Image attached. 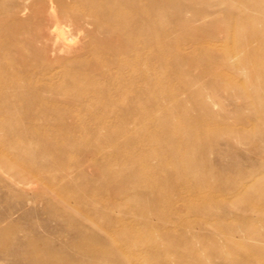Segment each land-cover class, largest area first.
<instances>
[{"label":"rangeland","instance_id":"1","mask_svg":"<svg viewBox=\"0 0 264 264\" xmlns=\"http://www.w3.org/2000/svg\"><path fill=\"white\" fill-rule=\"evenodd\" d=\"M27 2L39 5L38 0ZM22 3L0 0V45L5 44L3 53L11 57L13 70L28 81L24 95L12 97L19 110L0 111V155L38 177L29 186L15 187L16 239L57 257L66 255L62 246L90 236L142 243L152 239L158 242L157 255L168 253L173 264L264 261L263 254L246 255L251 234L264 230V126L253 117L254 106L233 94L229 84L250 87L253 82L243 72L224 68L222 55L192 48V41L179 45L200 29L184 21L185 28L176 24L178 12L194 13L184 0L166 2L158 10V22L173 27L172 36L158 32V41L168 45L156 64L161 101L153 111L135 116L127 130L122 107L111 112L75 108L73 97L60 93L55 97L61 108L45 112L40 107L37 96L45 99L50 93L42 92V76L30 81L28 69L42 70V56L30 46L42 12L17 13ZM15 16L26 21L24 26H12ZM217 19L230 23L225 14ZM215 44L231 47L225 39ZM233 55L231 62L240 64L246 52L236 49ZM216 72L226 81L216 78ZM28 98L33 110L26 109ZM16 116L22 121L16 123ZM8 122L9 129L4 127ZM170 124L177 126L178 138L168 135ZM8 130L21 136L14 140ZM26 151L30 154L22 156ZM126 176L132 184L120 188ZM82 214L105 232L91 229ZM141 215L150 217L147 223Z\"/></svg>","mask_w":264,"mask_h":264},{"label":"bare ground","instance_id":"2","mask_svg":"<svg viewBox=\"0 0 264 264\" xmlns=\"http://www.w3.org/2000/svg\"><path fill=\"white\" fill-rule=\"evenodd\" d=\"M166 2L173 4L178 0H38L37 7L23 0L17 13L35 10L36 15L42 12L30 42L34 51L42 56V70L28 69L30 81L42 76V92L50 93L45 99L37 96L40 107L45 112L61 108L62 104L55 97L59 93L72 96L74 101L71 105L75 108L90 110L101 107L111 112L122 107L126 109L121 118L124 130L138 114L153 111L161 101L156 64L159 55L164 56L168 48L166 42L158 41V32L161 29L160 32L167 37L173 33V27L158 22V10ZM184 2L194 13L187 15L184 11L178 12L176 24L183 28L187 25L182 21L194 24L204 33L196 30L197 34L186 36L179 41V45L192 41V48L199 47L222 55L224 68L251 77L253 84L250 87L230 81L232 91L229 92L239 94L242 100L251 103L254 106L253 117L260 119L264 126V0ZM219 14L229 17L228 26L217 22ZM25 23L15 16L12 26L20 28ZM237 30H241V33L235 34ZM232 32L234 34L231 35ZM224 39L227 44L231 43L230 49L215 44ZM38 41L40 48L36 46ZM71 41L75 42L72 44ZM4 45H0V111L19 110L18 102H12V97H22L28 81L13 70L11 57L3 53ZM236 49L246 52L240 64L231 62V59H235L233 52ZM24 51L19 50L25 57ZM215 76L225 80L220 72H216ZM26 101V109L33 110L31 99ZM200 103L204 107L210 106L206 100H200ZM214 105H217L215 101ZM18 120L22 121L16 116V123ZM11 121L14 122L13 118ZM4 127L9 129V122ZM171 127L170 124L166 130L168 135L178 138L177 126ZM8 135L16 140L21 133L8 130ZM20 153L22 156L30 154L29 151ZM129 164L132 165L131 161ZM36 178L31 170L20 168L7 156L0 155V264H173L168 253L157 255L158 242L152 239H144L145 243H142L89 236L67 247L60 245L63 247L61 252L66 254L60 257L53 255V252L43 255L36 247H25L22 241L16 239L12 200L17 185L29 186ZM132 181L126 176L120 179L119 186L127 187ZM250 185L241 184L243 187ZM141 216L146 223L150 219L146 215ZM82 217L94 231L105 232L90 215L82 214ZM250 240L246 255L249 258L264 255V230L254 231ZM226 247L229 248L228 245ZM259 264H264V261L260 260Z\"/></svg>","mask_w":264,"mask_h":264}]
</instances>
